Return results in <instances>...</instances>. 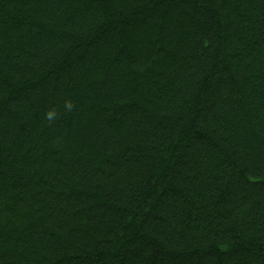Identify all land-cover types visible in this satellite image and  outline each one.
<instances>
[{"label": "trees", "instance_id": "obj_1", "mask_svg": "<svg viewBox=\"0 0 264 264\" xmlns=\"http://www.w3.org/2000/svg\"><path fill=\"white\" fill-rule=\"evenodd\" d=\"M0 264H264V0H0Z\"/></svg>", "mask_w": 264, "mask_h": 264}, {"label": "clouds", "instance_id": "obj_2", "mask_svg": "<svg viewBox=\"0 0 264 264\" xmlns=\"http://www.w3.org/2000/svg\"><path fill=\"white\" fill-rule=\"evenodd\" d=\"M47 116H48V118L50 119V118H52L53 113L49 112V113L47 114Z\"/></svg>", "mask_w": 264, "mask_h": 264}]
</instances>
